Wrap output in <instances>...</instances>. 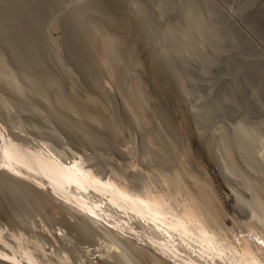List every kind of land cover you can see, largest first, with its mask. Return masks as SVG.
<instances>
[{"label":"rangeland","instance_id":"obj_1","mask_svg":"<svg viewBox=\"0 0 264 264\" xmlns=\"http://www.w3.org/2000/svg\"><path fill=\"white\" fill-rule=\"evenodd\" d=\"M34 2L18 0V5L0 7V140L3 136L65 165L82 162L96 177L133 197L164 202L173 214L205 227L218 243L239 245L240 237H249L260 244L257 238L264 239V0ZM190 3L211 45L197 39L185 22V4ZM127 4L149 16L147 41ZM9 15L18 16V31L7 30ZM89 18L104 27L110 44L111 54L105 60L112 68L97 82L89 69L87 50L75 33L76 22L83 26ZM37 19L48 33L37 27ZM20 29L27 36L17 39L15 32ZM162 31L170 35L163 52L179 55L183 47L190 52L188 66L181 70L190 114L185 125L189 149L164 122L155 102L177 119L171 101L175 96L167 91L168 79L157 65ZM115 32L118 38L113 37ZM32 35L43 57L47 55L44 43H52L57 57L52 62L58 60L71 82L53 81L43 87L33 78L29 63L35 60L29 49L34 45L25 40ZM133 35L139 40L130 46ZM195 40L210 52L204 62L205 51ZM130 63L143 70L148 91L142 108L151 133L171 147L149 146L148 133L139 130L125 112L131 78L122 80L120 71ZM136 95L140 97L137 90ZM102 108L110 117L112 131L98 116ZM4 172L0 173V194L7 181L16 186L14 215H0V259L5 255L3 260L9 264H29L28 258L34 264H179L159 251L149 225L106 203L101 205L102 197L87 194L86 201L102 206L91 214L26 174ZM198 188L211 192V212ZM37 193L53 196L58 200L52 204L56 208L67 203L65 216L80 221L85 228L82 237L40 202ZM212 212L221 225L212 223Z\"/></svg>","mask_w":264,"mask_h":264},{"label":"bare ground","instance_id":"obj_2","mask_svg":"<svg viewBox=\"0 0 264 264\" xmlns=\"http://www.w3.org/2000/svg\"><path fill=\"white\" fill-rule=\"evenodd\" d=\"M28 1L34 2L35 0ZM5 4L18 5V0H0V7H5ZM127 6L130 11L129 13L136 18L137 24L139 22L145 41H147V31L145 26L150 23L147 18L149 16L146 15L147 13L143 11V9L136 8L135 10H132L130 8V4H127ZM185 11V22L198 35L197 39L204 41L203 43L211 45L210 37L208 34L206 35L204 33L201 22L198 19L193 7V3L185 4ZM17 19V15L8 16L6 27L9 32L11 31V28H16L18 31V26L20 25L16 24ZM91 19L92 20L89 18V21H86L83 26L82 24L76 22L77 30L75 33L78 41L83 45L84 49L87 50V61L89 60L88 62L91 64L89 65V69H92V71L96 74L95 80L97 82L99 81L101 75H105L108 72V69L111 70L112 68V65H109L108 68L105 60L106 57L110 56L111 52L109 37L103 33L105 30L104 27L102 28L101 24L100 27L99 24L93 21V18ZM25 21L26 20H24V23ZM28 24L29 23L27 22L26 25L28 26ZM36 24L37 27L44 30V34L48 33L45 30L46 27H43L44 25L41 23V20H38ZM16 29L14 31H16ZM113 31L111 30V32ZM86 32L88 33L86 34ZM15 33L17 39L20 37L18 35H21L22 37L27 36L25 32L24 35L22 29H20L19 33ZM33 37L34 36L32 35V37H26L28 39L24 38L27 41L29 40V45H34L31 46V49H29L31 50L35 60V64L32 62V64L29 63V67L33 71V78L41 81L43 87L44 85L49 87L53 81H55V83H61L62 81L71 82L72 77L69 73L64 72L65 70L61 68L58 60L54 61L56 63L52 62L53 58L56 57V50L52 43L50 44L48 41L44 43L47 55L43 57L40 54L41 52H37V45L35 46L36 43L34 44L35 41L33 42ZM113 37L118 38L116 32ZM115 40L119 41L118 39ZM136 40L138 41L139 39L133 35L130 46L135 43ZM169 42V33L167 31H162L160 33V37L158 38L159 50L157 52V65L160 72L166 79H168L166 85L167 91L172 98L173 95L175 96V98L171 101L177 111V119L172 118L166 108H164L163 105L157 101V99L155 102L164 122L171 128L172 132L177 136V139L180 141L182 146L189 149L191 147V143L187 136L188 131L185 125L188 124L190 114L188 110L189 108L186 104L187 89L184 85L181 70L182 68L186 69V62L189 61L190 52L187 47H183V54L180 51L179 55H170L163 52L162 47L169 44ZM196 43H198L203 48L202 50L205 51L203 55L204 62L207 59V53L210 52L207 51L206 46L202 45L201 42L196 41ZM29 45H27L28 48H30ZM212 51L213 49L211 47V52ZM18 55L20 57L23 55L22 51L20 52L19 49ZM186 57L188 58L186 59ZM52 63L56 64V67H54ZM114 64H116L115 60ZM142 71V68L134 67L131 63L130 65L128 64L127 66L122 67V70L120 71L122 80H125L128 77L131 78V82L128 86L127 97L124 100L126 107L125 112L133 118L134 123L139 130L146 131L148 133L145 140L149 146L159 150L171 147L170 143L165 142L159 136H153V133H151L147 118L145 117L142 108L145 100V94L148 91V88L142 79ZM136 90L140 94V97L136 95ZM94 102L96 106L97 104L99 105L98 99L94 98ZM100 110L101 111L98 112L100 120L104 122L106 129L112 131L109 123L110 117L103 108ZM97 120H99V118ZM80 135L84 136L85 134L82 132ZM152 136L155 139H153ZM157 137L158 139H156ZM70 162L65 165L47 155L32 152L29 149H24L23 147L16 145L15 143L13 144V142L8 141L6 138L1 136L0 173H5L4 170H8L10 171L9 173H12L14 176H17L18 174H26L30 178L32 177V179L39 181L40 184L49 186L53 195L62 198L64 201L75 204L81 210L87 211L91 214H97V209L102 210V206H99V204L91 200L86 201L87 194L89 195L90 193H93L94 195L100 196V198L102 197L103 200H101L102 202L100 201L101 205L106 203L105 205L121 210L124 214L130 216L131 219H139L146 225H149L153 231V234H149L152 237L153 242L157 245V247H159V251H162L164 255H168L169 258L178 259L179 264H264L263 238H257L261 242L260 244L249 237H240L238 239V242H240L239 245L232 244L228 246L226 243H218V240H216L205 227L202 228L201 226H195L192 221H188L184 218L182 219L178 215L173 214L165 207L164 202L133 197L129 195L128 192L123 189H119L116 185L110 183L109 181L96 177V175L82 165V162L80 163L76 160H73L71 163ZM9 180H12V178L9 177ZM7 182L9 183L8 187H4L3 192L0 194V215L9 216V214L14 215V212L12 211L14 208L12 194L14 189H16V186L10 181ZM198 191L211 212V192L203 188H198ZM31 194L34 195L32 192ZM36 197L40 202L46 205V207H49L53 212H55L59 218L63 219L73 232L78 235L83 234L85 228L82 226L80 221L75 219L73 220L65 216L66 210L63 206L67 203H64L63 205L60 204L61 206H59L62 208L60 209L52 205L55 201H58L55 200L53 196H48L44 193H37ZM212 223L217 226L221 225L219 216H217L214 212H212ZM2 254L5 253L2 252ZM2 257V259H0V264H9L7 260H3L7 257L5 255ZM29 257H31V255H29ZM28 262L29 264L35 263L32 258H28Z\"/></svg>","mask_w":264,"mask_h":264}]
</instances>
